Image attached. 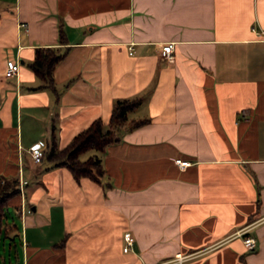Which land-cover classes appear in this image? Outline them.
Masks as SVG:
<instances>
[{
    "label": "crops",
    "instance_id": "1",
    "mask_svg": "<svg viewBox=\"0 0 264 264\" xmlns=\"http://www.w3.org/2000/svg\"><path fill=\"white\" fill-rule=\"evenodd\" d=\"M263 27L264 0H0V177L27 180L14 264H264ZM45 46L64 52L54 88L29 66ZM123 98L150 121L100 153L102 184L51 166L52 132L63 148Z\"/></svg>",
    "mask_w": 264,
    "mask_h": 264
},
{
    "label": "trees",
    "instance_id": "2",
    "mask_svg": "<svg viewBox=\"0 0 264 264\" xmlns=\"http://www.w3.org/2000/svg\"><path fill=\"white\" fill-rule=\"evenodd\" d=\"M59 39L61 40L60 43L66 42L62 26L59 27ZM63 55L64 52L57 47L34 48V58L29 66L33 73L43 81L41 86L54 88L53 70ZM140 102V98L116 100L107 122L99 117L94 119L86 128L75 134L63 148L57 147L54 132H52L47 153L48 159L52 161L51 166L65 167L76 181H79L82 177H87L98 184H102L105 170L100 153L108 145L120 140V128H135L150 121L149 118H146L127 123L129 112L135 109ZM90 149L95 150V152L82 159L80 155ZM106 186V184H103V187ZM18 195V178L0 177V241L6 237L7 224H10L7 222L8 208L10 206L14 207L17 215L20 211V204L12 205L9 203L11 199ZM10 227L18 229V224L13 222ZM63 243L64 239L59 242V246Z\"/></svg>",
    "mask_w": 264,
    "mask_h": 264
},
{
    "label": "built area",
    "instance_id": "3",
    "mask_svg": "<svg viewBox=\"0 0 264 264\" xmlns=\"http://www.w3.org/2000/svg\"><path fill=\"white\" fill-rule=\"evenodd\" d=\"M20 25L23 27V29L27 30V25L25 23H20ZM261 33H264V27L261 29ZM129 53H132V45L128 46ZM174 43L172 41H165L160 44L159 47V54L162 58L165 60L171 62L174 59ZM19 70V62L18 61H8L7 66L4 70V75L9 77L15 75ZM240 116H244V111L240 113ZM48 147V142L44 139H40L38 141H35L28 147V153L30 155V158L33 163L39 164L42 161V158L44 156L45 149ZM174 162L180 166L185 167L189 163L187 160H183L180 158L174 159ZM3 182V180H1ZM27 183V180L19 178L18 180V187L19 192L22 195L23 189L25 184ZM123 240L124 245L122 247L123 251H127L130 249V246L133 243V235L130 233V231H124L123 232ZM255 239L250 236L243 237V244L245 248L247 249H254L255 248Z\"/></svg>",
    "mask_w": 264,
    "mask_h": 264
},
{
    "label": "rangeland",
    "instance_id": "4",
    "mask_svg": "<svg viewBox=\"0 0 264 264\" xmlns=\"http://www.w3.org/2000/svg\"><path fill=\"white\" fill-rule=\"evenodd\" d=\"M90 152V153H89ZM92 152H95V150H88L84 153H82L80 155V157L82 159L86 158L87 156H89V154H92ZM7 222L8 223H16L18 225L21 224L20 219L16 213V210L14 207L10 206L8 208V214H7ZM3 241V242H2ZM0 243V264H3V256L6 259V264H9L8 259H10L12 261V264H14L15 260L17 259V256L19 257V259L21 260L22 258V249L19 243V240L16 239V243L17 244H13L10 248L9 245V239L7 237H5Z\"/></svg>",
    "mask_w": 264,
    "mask_h": 264
}]
</instances>
